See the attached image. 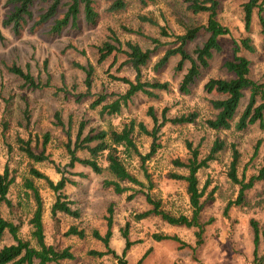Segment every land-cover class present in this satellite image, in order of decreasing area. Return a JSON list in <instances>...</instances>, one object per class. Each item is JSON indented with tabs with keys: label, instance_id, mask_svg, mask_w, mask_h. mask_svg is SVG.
Returning <instances> with one entry per match:
<instances>
[{
	"label": "rangeland",
	"instance_id": "rangeland-1",
	"mask_svg": "<svg viewBox=\"0 0 264 264\" xmlns=\"http://www.w3.org/2000/svg\"><path fill=\"white\" fill-rule=\"evenodd\" d=\"M113 1L96 0L101 16L98 26L89 27L81 14L78 27L68 28L59 38L48 40L44 37L43 29L35 32L26 29L22 36H16L11 28L3 25V19L12 6L8 4V0H0V30L4 35V40L0 41V173L7 168L10 176L15 178L8 197L17 204V209L10 212L7 205L1 203L2 214L21 223L19 235L31 239L32 244L36 245V240L31 236L32 226L29 224L35 201L25 184L27 179H31L43 200L46 242L61 250L69 247L74 254L73 259L50 264H121L112 254L99 256L92 253L107 250L104 243L94 238L92 233L98 230L105 235L109 206L113 208L110 247L119 255L122 254L126 244L123 231L127 229L130 240L134 242L124 257L129 264H137L147 251L143 264H253L254 233L251 219H256L261 225L264 223V181L256 182L253 188L245 192L244 205L233 203L226 210L230 201H236L240 189V185L233 183L227 172L232 160V143L236 144L241 153V178L248 180L264 166V128L259 123L242 131L235 127L220 130L209 128L206 120L214 118L218 112L213 108L211 100L225 98L226 95L207 93L204 84L210 78L230 76L224 63L232 57L233 39L246 36L253 38L257 50L250 53L243 49L241 54L252 61V77L264 82V40L259 22L255 19L251 32H246L242 21V3L246 0H220L218 19L230 27L231 34L221 38L223 51L214 54L210 66L202 70L191 92L183 94L179 89L180 82L190 67V62L186 61L182 70L177 71L180 56H174L165 66L155 70L154 65L171 46L174 38L161 35L160 28L149 22L140 23L138 15L155 18L159 24L167 25L172 34H181L187 26L205 23L208 15L193 14L182 0H152L147 7L142 6L139 0H125L128 3L127 9L109 12L108 8ZM43 6L45 4L37 2L33 10L37 14ZM65 11L66 7L62 6L60 13ZM110 29L123 43L132 40L139 42L144 49H154L155 45L145 36L127 29L141 30L145 35L159 38L163 45L155 50L149 63L142 68V79L170 83L169 91L154 90V96L137 93L115 115L102 114L101 106H90L101 93L108 94L106 102H111L115 96L110 93H124L127 90V85L114 79V76L134 79L136 75L129 64H123L127 59L124 53L111 55L98 63L95 46L110 37ZM206 38L207 34L202 32L187 45V50L193 53ZM13 63L29 71L42 84L49 81V86L28 88L21 77L7 69ZM76 63H92L95 66L92 96H81L86 91V72L77 67ZM248 97L249 93L246 92L236 121L242 114ZM150 107H153L160 121L165 108L168 109L166 115L169 118L192 111L198 112L199 116L194 123H165L159 133L158 142L161 146L146 162L149 179L137 159L129 160L130 170L144 183L143 186L125 181L122 185L128 187L126 192L116 194L103 186V180L111 178L107 170L97 174L79 163L73 168L67 166L70 161L66 148L68 131L75 142L81 122L85 123L83 136L111 126L121 127L130 119L142 121L148 129H152L153 119L148 114ZM57 112L60 113L63 125L58 123ZM18 138L28 140L33 151L45 152L49 158L42 162L31 160L20 149ZM216 138L224 140L226 148L218 154L217 160L198 173L200 187L207 183L203 198L206 199V204L201 212V220L206 223L203 243L197 245L195 228L170 225L159 216L138 220L137 213L152 208L146 198L148 193L160 200L162 207L172 214L191 215L186 183L171 178V173L187 174V170L176 167L174 160L188 157V141L194 146L201 144V156L206 155ZM152 140L150 136L135 133V141L143 154L150 150ZM77 155L84 158L89 156V152L86 149L79 150ZM100 161L102 165L105 164L103 158ZM31 167L44 172L55 182L62 175L72 181L67 183L65 192L73 201L72 207L80 210V218L62 212H58L56 217L52 216L51 207L56 200V193L44 179L31 175ZM59 168L62 173L58 172ZM212 189H215L214 197L207 199ZM130 195H133L132 199H128ZM72 225L84 229L86 237L81 239L75 235H65ZM154 233L176 235L182 242L171 239L156 241L153 239ZM12 242L13 237L6 233L0 246ZM263 247L262 242L259 247L260 255L263 254Z\"/></svg>",
	"mask_w": 264,
	"mask_h": 264
},
{
	"label": "trees",
	"instance_id": "trees-1",
	"mask_svg": "<svg viewBox=\"0 0 264 264\" xmlns=\"http://www.w3.org/2000/svg\"><path fill=\"white\" fill-rule=\"evenodd\" d=\"M142 6L147 7L152 0H139ZM187 5V9L193 14L204 13L207 14V20L203 24H193L187 26L185 31L181 34H172L169 32L167 25H161L159 22L148 15L139 14L138 18L141 22H149L151 25L158 26L160 33L163 36L174 38L171 46L166 50L164 55L154 65L155 70L165 66L171 57L180 56V61L176 66V70H182L183 64L188 61L190 67L187 69L180 82V91L183 94H189L191 88L195 85L197 79L201 76L202 70L210 66V60L215 53L223 51L221 43L222 37H227L231 34L229 26L223 24L218 19L220 0H182ZM37 2L45 4L37 14L33 10ZM8 4L12 6L9 13L3 19V25L11 28L12 32L20 37L26 29L35 32L38 29H43L44 37L48 40H55L59 38L62 33L68 28L78 27L81 14L84 22L89 27H96L100 22V12L97 9L96 0H8ZM128 3L125 0H114L109 12H116L125 10ZM66 7L64 13H60V8ZM244 28L246 32H251L252 24L255 19L260 24V31L264 40V0H246L242 3ZM256 16V17H255ZM131 32L145 36L154 45V49H144L139 42L127 40L124 43L119 39L115 32L110 29V37L100 45H96L98 54V63L107 60L111 55L117 53H124L127 59L123 64H129L136 72L135 78L129 77H115L114 79L122 81L127 85V90L124 93H110L115 96L111 102H106L108 94L101 93L95 98L90 106L96 108L101 106V113L108 115L119 114L123 106H127L132 98L139 92H143L149 96H154V90L169 91L170 83L168 81H144L142 79V68L145 67L151 60L155 50L163 45L162 41L150 35H145L141 30L127 29ZM207 34V38L198 46L193 53L187 50V45L193 42L201 33ZM4 40V35L0 30V41ZM125 46V48H123ZM254 53L257 50L253 38L251 36L242 37L241 39H233V53L232 57L225 61L224 68L230 75L227 78L218 77L210 78L204 84V90L207 93H218L226 95L225 98L212 99L211 103L214 109L218 112L214 118L206 120V124L213 130L231 129L235 127L236 130L242 131L250 125L259 123L264 128V82H259L252 77V61L246 55L241 54L242 50ZM76 66L86 72L85 85L86 91L81 96H92L93 77L95 73V66L92 63L83 65L76 63ZM7 69L18 75L24 80L28 88L38 89L49 86V81L42 84L29 71H25L17 63L7 66ZM1 87V85H0ZM246 92L249 93L248 102L236 121V115L241 106ZM167 108L162 112V120L158 118L150 107L148 114L152 117L154 126L148 129L142 121L130 119L124 122L121 127L111 126L109 129H102L94 134H87L83 136L85 123L81 122L79 132L75 139L68 133V141L66 148L70 154V161L68 167L73 168L75 164L79 163L88 166L95 173L102 174L107 170L111 178L103 180L105 188L112 189L115 193L121 194L126 192L128 187L122 185V182H129L134 185L143 186V182L130 170L129 160L137 159L144 174L149 179V174L146 168V162L151 159L161 144L158 142L159 133L166 122L170 121L174 124L194 123L199 114L196 111L182 114L180 116L169 118L167 117ZM58 123L63 125L60 113H56ZM135 133L145 134L152 137L150 150L143 154L135 141ZM48 140V134H46ZM20 149L33 161L42 162L49 157L45 152L36 153L31 148L30 142L23 138H18ZM188 148V157L185 159H175L174 165L176 167L185 168L187 174L171 173V178L176 180H183L186 183V191L189 197L191 206V215L179 214L175 215L165 210L162 207V202L153 198L149 193L146 195L147 201L152 205L151 209L144 212L137 213L138 220L145 219L151 216H159L163 221L174 226H184L186 228H195V235L197 238V245L203 243V233L205 225L201 220V212L206 204L204 195L207 190V183L200 187L198 173L202 168H207L211 162L217 160L218 154L223 151L227 144L224 140L216 138L206 155L201 153V144L194 146L192 142L186 143ZM88 150V157H80L77 155L79 150ZM232 152V160L228 169V177L233 183L239 184V194L236 201H230L227 209L233 204L246 203L245 192L254 187L256 182L264 181V166H262L257 173L253 174L248 180L239 176V163L241 153L236 144L230 145ZM103 158L105 164H101ZM58 172L63 171L59 168ZM32 176L44 179L48 186L56 193V200L51 207L52 216L56 217L58 212L65 213L74 218H80L81 212L79 209L72 207L73 201L65 192L67 183L72 181L65 175L57 182L53 181L47 174L35 167L30 168ZM15 178L10 176L9 170L6 168L3 173H0V204L5 203L10 209V212L17 209V204L8 197L10 186L13 184ZM26 188L32 192V197L35 201V208L32 217L29 219V224L32 226L31 236L36 240V245L32 244L31 239L23 238L19 235L21 223H17L12 219L6 218L0 210V242L3 240L6 233H9L14 242L0 246V264H50L58 263L64 259H73L74 254L69 247L64 249H57L54 245L46 242L45 227L43 221V200L38 187L33 180H26ZM215 189H212L207 196V199H213ZM133 195L128 196L132 199ZM108 229L105 235H102L98 230L93 231L94 238L101 240L106 246V251H92V253L99 256L112 254L121 264H129L124 258L127 252L133 245L130 240L127 229H124L123 236L126 239V245L121 255L110 247V239L112 236L113 226V208L109 206ZM251 227L254 233V261L253 264H264V247L263 254H259L260 243L264 244V223L261 225L256 219H251ZM65 235H75L83 239L87 233L84 229L72 225L65 233ZM153 239L156 241L162 240H176L180 238L176 235H169L163 233H154ZM184 244V243H183ZM148 251L139 259L137 264H143Z\"/></svg>",
	"mask_w": 264,
	"mask_h": 264
},
{
	"label": "crops",
	"instance_id": "crops-1",
	"mask_svg": "<svg viewBox=\"0 0 264 264\" xmlns=\"http://www.w3.org/2000/svg\"><path fill=\"white\" fill-rule=\"evenodd\" d=\"M127 9V8H126ZM139 16V15H138ZM140 21V20H139ZM140 23H142L141 21H140ZM88 167V166H87ZM115 193V192H114ZM117 194V193H116ZM121 194H123V193H121ZM113 227V226H112ZM115 234V233H114ZM112 236H113V229H112ZM111 236V237H112ZM110 242H111V239H110ZM126 245V244H125Z\"/></svg>",
	"mask_w": 264,
	"mask_h": 264
}]
</instances>
